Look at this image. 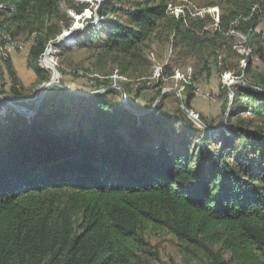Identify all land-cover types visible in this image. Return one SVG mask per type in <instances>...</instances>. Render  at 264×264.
<instances>
[{
    "label": "trees",
    "instance_id": "16d2710c",
    "mask_svg": "<svg viewBox=\"0 0 264 264\" xmlns=\"http://www.w3.org/2000/svg\"><path fill=\"white\" fill-rule=\"evenodd\" d=\"M64 1L0 0V36L37 38L30 66L40 81L50 78L38 59L62 34ZM127 1L107 0L98 13L125 14L128 25L88 28L87 40L127 53L167 23L194 53L205 43L234 44L240 33L247 54H233L246 67L236 76L264 84L254 73L255 61L264 67L263 0H222L213 29L208 15L176 18L164 0H135L128 10ZM62 94L45 98L32 119L9 114L0 121V264H145L159 259L146 240L159 231L174 235L186 252L202 251L207 264H264V133L191 136L197 129L183 114L175 119L160 107L135 117L112 101L117 92L89 98L92 113L75 127ZM239 96L240 113L264 119L263 93L241 87ZM172 122L189 136L179 151L168 137Z\"/></svg>",
    "mask_w": 264,
    "mask_h": 264
},
{
    "label": "rangeland",
    "instance_id": "374dc122",
    "mask_svg": "<svg viewBox=\"0 0 264 264\" xmlns=\"http://www.w3.org/2000/svg\"><path fill=\"white\" fill-rule=\"evenodd\" d=\"M153 1L155 0H151V3ZM164 1L168 2V11L176 18H202L208 15L213 20L209 21L210 29L215 27L222 13V0ZM106 2L107 0H68L61 4L62 34L48 43L45 53L38 59V65L50 76L45 82L39 80L30 66V48L35 43L36 36L26 34L11 40L2 33L0 101L11 102L31 110L42 90L55 80L74 93L82 95L77 96L55 87L44 97L48 100L54 98L58 89L63 91L62 95L68 96L65 98L66 103L73 108L70 112L71 126L77 127L78 119L83 113H87L86 111L92 113L93 103L89 98L117 92L119 95L110 98L121 104L124 109L127 103L133 110L150 111L145 115L160 107L175 119H181L183 114L197 129L195 132H189L191 136L200 137L199 130L203 129L198 122L210 129L222 128L220 136L223 139L232 131L239 138L247 137L250 133H264V119L250 113H240V104L234 106L235 98L240 97L241 87L251 86L250 89L256 94H264V84L254 78L255 76H236L239 69L246 67V61L233 54L235 51L240 56L247 54L242 34H235L234 44L227 43L219 49L205 43L193 53L186 50L181 40L175 39L173 30L167 23H163L154 35L137 49L127 53L110 52L97 39L90 42L86 38L88 28L102 31L104 23L112 25L117 21L128 25L125 14H109L106 18H100L99 9ZM127 2L125 6L128 10L135 0ZM0 9L3 7L0 6ZM79 9L84 10L82 15L77 14ZM216 54L219 55L218 65L214 60ZM207 64L211 66V72L205 70ZM255 64V71L258 72L254 73L263 77L264 67L258 66L256 61ZM9 66L12 67L16 80L12 78ZM2 77L6 81L5 87L1 81ZM121 90H124L125 97ZM93 93L99 94L92 95ZM189 99L191 108L186 106ZM184 109L192 116L187 115ZM5 110L0 103V120L4 118L2 116H5ZM7 115L9 114L6 111ZM174 123L167 128L170 132L168 137L179 151L182 149L181 142L189 139V136L186 134V128L180 124L175 130L172 129ZM234 147L238 152V140ZM190 155H194L192 149ZM146 240L159 259L145 258V264H207L206 255L202 251H184L176 237L167 231L148 232Z\"/></svg>",
    "mask_w": 264,
    "mask_h": 264
},
{
    "label": "water",
    "instance_id": "95a60500",
    "mask_svg": "<svg viewBox=\"0 0 264 264\" xmlns=\"http://www.w3.org/2000/svg\"><path fill=\"white\" fill-rule=\"evenodd\" d=\"M55 87H60L62 89H65L66 91H68L69 93L71 94H74V95H77V96H82V95H78L76 93H74L73 91L69 90L68 88L62 86L59 82H56L55 80H53L52 82H50L41 92L40 96H39V99L35 105V107L33 109H28L26 107H23V106H20V105H16L14 103H11V102H7V101H0L1 105H3V107H5V116H2L4 117L2 120H4L6 118V111L8 114H16L17 116H20V117H23V118H26V119H32L34 118L39 112H40V108H41V105H42V102L44 101V97L46 95V93L52 89V88H55ZM249 88L252 89L251 86H249ZM123 96L125 97L126 94L124 92V90H121ZM95 94H99V93H93L92 95H95ZM84 96V95H83ZM88 96V95H87ZM126 105V109L131 113V114H135L137 116H140V115H145L147 113H149L150 111H137V110H133L129 107V105L127 103H125ZM184 112L189 115V116H192L186 109H184ZM8 116V115H7ZM195 119V118H194ZM0 120V121H2ZM202 129L205 130L207 133H212V134H217V133H220V131L222 130L221 129H210L208 127H206L204 124L198 122Z\"/></svg>",
    "mask_w": 264,
    "mask_h": 264
},
{
    "label": "built area",
    "instance_id": "2783aa9c",
    "mask_svg": "<svg viewBox=\"0 0 264 264\" xmlns=\"http://www.w3.org/2000/svg\"><path fill=\"white\" fill-rule=\"evenodd\" d=\"M20 46H21V45H20ZM20 46H19V47H20ZM21 48H22V46H21Z\"/></svg>",
    "mask_w": 264,
    "mask_h": 264
}]
</instances>
